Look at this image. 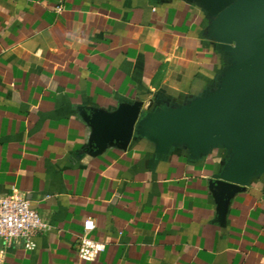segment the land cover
Segmentation results:
<instances>
[{"label": "crops", "instance_id": "crops-1", "mask_svg": "<svg viewBox=\"0 0 264 264\" xmlns=\"http://www.w3.org/2000/svg\"><path fill=\"white\" fill-rule=\"evenodd\" d=\"M211 24L199 0H0V196L50 226L0 240L2 264H264V173L222 220L209 181L229 149L164 146L151 129L234 63ZM137 104L124 146L109 121ZM88 218L106 244L92 261L76 243Z\"/></svg>", "mask_w": 264, "mask_h": 264}, {"label": "water", "instance_id": "water-1", "mask_svg": "<svg viewBox=\"0 0 264 264\" xmlns=\"http://www.w3.org/2000/svg\"><path fill=\"white\" fill-rule=\"evenodd\" d=\"M199 1L212 16L211 36L230 46L234 63L215 90L164 109L150 124L164 146L183 144L197 153L220 145L229 149L228 161L209 181L223 220L229 201L264 173V0ZM139 117V104L123 108L108 130L125 146L143 124Z\"/></svg>", "mask_w": 264, "mask_h": 264}, {"label": "built area", "instance_id": "built-area-1", "mask_svg": "<svg viewBox=\"0 0 264 264\" xmlns=\"http://www.w3.org/2000/svg\"><path fill=\"white\" fill-rule=\"evenodd\" d=\"M89 221L94 224L91 229L86 228ZM95 226V221L92 218L85 220L84 230L76 239L78 254L86 261L97 258L106 247L104 242L95 240L90 236V232ZM49 227L48 222L29 199L14 194L0 196V240L10 244L19 239H26L29 243L33 236L48 230ZM97 244L103 245V250L96 252L95 258L92 260L85 258L83 250L92 252ZM2 258L0 251V264H2Z\"/></svg>", "mask_w": 264, "mask_h": 264}, {"label": "clouds", "instance_id": "clouds-1", "mask_svg": "<svg viewBox=\"0 0 264 264\" xmlns=\"http://www.w3.org/2000/svg\"><path fill=\"white\" fill-rule=\"evenodd\" d=\"M93 227H94V224H93L92 221H89V222L86 224V228H87V229H91V228H93ZM86 243H89V242L86 241ZM94 249H95V250L92 251V252H88L86 249L83 250L85 258H87V259H89V260L94 259V258H95V255H96V252L103 250V245H101V244H97V245L94 246Z\"/></svg>", "mask_w": 264, "mask_h": 264}]
</instances>
